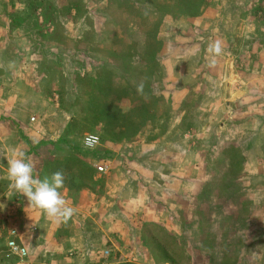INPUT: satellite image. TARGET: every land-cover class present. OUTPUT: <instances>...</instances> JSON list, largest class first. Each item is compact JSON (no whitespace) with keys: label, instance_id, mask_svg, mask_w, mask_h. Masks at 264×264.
I'll use <instances>...</instances> for the list:
<instances>
[{"label":"crops","instance_id":"crops-1","mask_svg":"<svg viewBox=\"0 0 264 264\" xmlns=\"http://www.w3.org/2000/svg\"><path fill=\"white\" fill-rule=\"evenodd\" d=\"M190 4L186 6L189 10H179L178 15L168 8L160 7V15L156 8L146 9L152 14L153 21L156 19L154 16L159 18L151 26L155 30L153 45L158 46L155 49L156 61L163 71L162 76L172 70V61H179L175 69L179 73L172 75L175 74L181 81L185 79L186 84H179L180 80L175 79L171 89H168L171 93L188 94L190 85L197 83L201 84L200 92L214 94L213 103L204 104L202 99L194 106L199 113L207 111L204 120L198 122L199 126H213L217 114L228 117L218 122L219 133L214 134L207 145H196L193 153L189 152L188 141L195 136L185 132L174 137L169 132L165 134L169 142L165 147L167 150L158 148L152 154L162 162L163 172L167 165L179 179L170 177L165 182H159L158 166L145 167L143 161H134V176L126 179V156L123 165L118 166L119 173H114L112 169H118L108 165L106 155H97L99 144L97 148H89L81 138L77 142L68 139L63 132L68 124L66 119H58L59 127L55 126L53 132H49L42 126L43 118L36 120L29 116L30 119H23V115L16 113L13 99L4 94H21L22 100L17 99L15 107L24 110L31 93L38 96L40 104L50 102L49 98H45L47 91L24 85L18 87L9 82L8 70L0 73L3 74L0 80V264H17L20 260L18 250L9 248L10 240L15 242L17 249L25 248V260L29 264H174L168 259L157 263L158 256L151 254L154 253L153 245H148L143 239L144 228L148 223L161 225L165 234L184 248L176 232L168 228L175 226L174 229L180 231L184 215L186 219L195 220L193 216L197 214L199 237L221 238V231L225 229L222 230L220 224L226 219L221 209L222 201L218 202L215 194L210 195L214 189L221 187H216L211 178H204V172H210L208 160L211 157L215 156V160L222 164L230 162L231 159L226 160V154L232 148L238 149L243 158L242 173L250 176L254 170L262 172V180L256 184L244 181L245 190L250 188L252 194L259 187L264 190V0H197L194 9ZM217 40L221 42L222 53L213 57L208 50L205 51V47ZM146 44L142 41V46ZM174 44L182 46L176 56L170 51V46L172 48ZM27 54H22L23 61L29 59ZM213 58L215 64L210 63ZM226 62H230L229 66L223 69ZM30 64L27 67L32 71L34 66ZM214 69H218L215 72L217 77L210 79ZM222 73L227 78L223 80L225 88L216 82L222 79ZM226 91L230 92L228 102L223 100ZM255 93L262 95V101L255 103ZM50 98L57 106L56 98ZM223 103L225 107H222ZM57 115L60 114L54 112V121ZM15 128L17 131H13ZM175 137H179L176 144L170 141H175ZM176 145L181 149L177 150ZM13 148L26 153L34 164L37 177L50 176L57 171L64 174L61 192L68 205L75 209L71 218L61 222L49 219L41 209L29 205L27 198L12 187L7 178V167ZM102 150L109 155L110 150ZM189 154L196 160V166L191 168L184 159ZM255 158L262 161L251 166ZM98 166L103 167V172L97 171ZM199 172L203 173V177ZM158 186L163 191L161 194ZM209 189L212 190L208 192ZM207 193L209 196H206ZM248 199L250 211L245 213L244 219L248 226L242 231L247 236L251 234L249 230L254 222L258 223L253 218L259 211L252 198ZM224 200L233 203L236 210L240 209L237 199L224 197ZM258 219L262 223L258 228L260 234L256 239L254 237L255 240H251L253 236L250 235L251 245L245 242L244 245L222 246L217 242H203L193 250L199 252L204 249L203 259L192 264H225L226 254H229L228 258L238 259L234 264H264V218ZM254 241L257 242L253 244ZM185 257L190 262L189 256Z\"/></svg>","mask_w":264,"mask_h":264},{"label":"rangeland","instance_id":"rangeland-1","mask_svg":"<svg viewBox=\"0 0 264 264\" xmlns=\"http://www.w3.org/2000/svg\"><path fill=\"white\" fill-rule=\"evenodd\" d=\"M196 1L0 0V73L8 70L10 74L9 82L12 81L18 87L24 85L30 88L38 87L47 91L45 98H49L50 102L40 104L38 96L35 93H31L29 102L27 101V107H25L26 109L22 110L23 108L16 109L15 107L16 100L19 98L20 101L22 100L21 94L14 92L4 95L13 99V108L20 116L23 115V119L29 116L33 117V119L37 118L36 120L43 118L44 124L42 126L46 131L50 132L55 126L56 128L59 127L60 123L57 120L61 118L62 121L65 119L68 121L67 127L63 132L64 134L66 132L69 140L77 142L81 138L83 141L86 135H93L100 140L101 133H103L101 126L91 127V120L94 119H91L92 111L90 107L91 103H93L92 96L95 91L91 80H105L107 79L106 77L113 80V78L116 79L118 77L119 87L126 88L129 92L126 91L127 94L125 96H114L112 104L117 106L121 116L133 117L136 115L134 119L131 118L134 123H132V126L130 124L131 128H129L128 132H132L133 135L122 139L110 134L107 135L103 141L98 140V143L94 146V148H97L99 144L96 150L97 155H106V159H109L108 165L117 169L118 166L123 165L124 156H126V162L124 163L126 166L124 168L127 175L126 179H128V176H134V161L139 163L143 161L145 167L157 165L158 168L156 170H158L159 182L161 180H169L170 177L171 179H179V177L175 176V172L169 170L167 165L163 172L162 162L158 161L159 159H155V154H152L158 148L167 150L165 147H167L169 142L166 140L165 134L169 132L171 137H174L185 132L195 136L194 139L191 138L188 141L189 152L193 153L196 145L198 146L199 143L207 145L209 139L214 138V134L219 133L218 122L224 121L228 116L217 114L216 123L213 126H209V128H203L201 124L199 126L198 122L204 120L207 111H200L199 113L194 106L202 102V99L205 100L204 104L213 103L214 94L200 92L202 89L201 84L197 85V83L190 85L191 88H189L188 94L176 95L168 90L171 89L175 79H178V81L181 79L175 74L174 76L172 75L178 71V69H175L179 65V61H172V70L167 71L168 75L162 76L163 71L155 58V49L158 46L157 44L153 45V42L155 43L153 40L155 30L151 27L154 22L156 24L159 18H157L158 15L154 16L156 19L154 18L155 20L153 21L152 14L147 12L146 9L150 7L156 8L160 15L161 8H168L174 11V15H178L179 10L183 12L189 10L184 3L189 4L191 2L192 9H194ZM142 41H146L147 44L142 46ZM208 47L209 45L205 47V51L208 50ZM181 49L182 46L177 44H174L172 48L170 46V51L174 53V56L176 54L179 55L181 51L178 52V50ZM22 54H27L29 59L27 58V61H23ZM152 60H154V63H150ZM29 63L34 66L32 71L28 70L27 66ZM219 63L221 64V62ZM229 63L226 62L224 66L222 65L223 69L227 68ZM215 72H218V69L211 70L210 79L217 77ZM223 73L221 75L222 81L216 80V82L218 84L221 83L222 87L225 88L223 80H227V78H225ZM2 75L0 74V80L3 77ZM112 80L109 81L112 82ZM168 80H170L169 83ZM182 83L186 84L185 79L180 80L179 84ZM140 85H142V88H138ZM211 86L213 85L211 84ZM130 90L137 92L136 97L132 96L133 93ZM148 92H151L152 96ZM253 95L255 103L262 101L260 93ZM216 96L218 95L216 94ZM50 97L56 98L57 106L53 105ZM229 97L230 92L226 91V98L223 100L228 102ZM101 101L104 102L103 99ZM225 106L226 104L223 103L222 107ZM149 107L153 108V112L149 111ZM55 108L58 111H54ZM145 109H148V111H144ZM255 109L260 111L259 107L255 106ZM54 112L60 114L59 116L57 115L55 121L53 120ZM212 120L210 117V121ZM31 122L34 121L32 120ZM13 131H17L16 128ZM175 138H177L174 139L175 141H170L176 144V140L179 137ZM184 146H186V143ZM174 147L177 150L181 149L178 145ZM103 148L110 150L109 155L102 152ZM233 149L228 150L226 160L235 159V164H230L231 161H225L222 164L215 160V156L211 157L208 160L210 172H204L206 175H204V178H211L216 183V187H221V190L214 189V193H210V195L215 194L217 196L218 202L222 201L223 204L226 202L224 197H230L234 200L242 201V203H247L246 205L249 206L250 199L248 198H252V201L259 206V211L255 214L257 217L253 218L258 223L254 222L250 227L251 230H249L251 232L250 235L253 236L250 239L253 240L254 237L256 239L258 234H260L258 228L262 223L258 218H264V190L262 191L259 187L252 194L249 187H247L249 188L248 191L245 190L244 181L250 180L256 184V182L262 180V172L254 170L250 176H246L248 174L244 172L242 173L243 158L241 159L238 149L235 148V152H233ZM123 150H126V153L121 154ZM184 159L190 168L196 166V160L192 158V155ZM173 161H175L174 158ZM261 161L260 158L253 159L251 166ZM119 170L112 169L114 173ZM199 174L202 176L203 173L199 172ZM114 191L117 192L118 190L115 189ZM131 191L132 193L134 192L133 189ZM158 192L159 194L163 192L160 186H158ZM206 196H209V193ZM236 209L235 207H228L223 211L226 219L222 222L224 225L222 230H227L226 224H229V215H232V221L237 219L239 222L238 216L242 215L241 209ZM193 217H195V220L192 218L186 219L184 215V220L180 221L182 223L180 231L175 230V226L168 228L171 232H176L180 245L184 246L182 249L184 254L186 253L185 256L187 255L190 258L189 262L185 257V262L181 264H188V262L192 264L193 261L196 263L203 259L204 249L199 252H193L195 246L199 247L203 242H211V244L215 242L221 244L222 242L219 237L216 240V236L209 238L199 237L197 214ZM132 226L134 227L135 225L132 223ZM144 230V241L148 245H153L154 253L151 254L158 256L157 263H162V242L171 244L172 241L162 236L161 232L151 225L144 228ZM241 235L243 236L240 237L239 243L241 244L239 245L245 244V242L251 245L249 241L250 235H245L242 230L240 231ZM157 237L161 242L156 241ZM154 240L156 243L153 242ZM256 242L254 241L253 244ZM176 244L178 243L176 242Z\"/></svg>","mask_w":264,"mask_h":264},{"label":"trees","instance_id":"trees-1","mask_svg":"<svg viewBox=\"0 0 264 264\" xmlns=\"http://www.w3.org/2000/svg\"><path fill=\"white\" fill-rule=\"evenodd\" d=\"M187 3V2H186ZM189 5V4H185V7ZM191 6V4H190ZM150 63H154V60H152V62ZM122 77V76H120ZM107 79H92L91 82L93 84V87L95 88V91L93 92V96H92V101L93 103H91V111H92V117L91 119H94V120H91L92 123H91V127H97V126H101V130L103 131V133H101V138L100 137V140H104L107 135H112V136H116V138L118 137L119 139H122V138H127V137H130L133 135V133H128L129 132V128L130 127V124L132 126V123H134L131 118H135V116L133 117H129V116H121L120 114V111L119 109L117 108V106H115L114 104H112V102H114L112 100V98L114 96L118 97V96H125L127 94V92H129L126 88H120L119 87V79L118 77L116 79L113 78V80L109 77H106ZM109 80H112L109 81ZM107 81V82H105ZM127 91V92H126ZM134 97H136V93L137 92H133L132 90H130ZM149 95L152 96V93L151 92H148ZM104 100V102H102L101 100ZM112 100V101H111ZM148 111V109H145L144 111ZM149 111L150 112H153V108H150L149 107ZM95 112V113H93ZM142 113V112H140ZM146 113V112H145ZM99 117V118H98ZM65 135H66V132H65ZM99 140V141H100ZM236 158V157H235ZM235 164V159L231 160L230 164ZM234 202V201H233ZM235 203V202H234ZM236 204H238L241 209V214L242 215H239L238 219H239V222L238 220H233L231 218L232 215H229L228 217L230 218L229 219V224L227 225L226 224V227H227V230L225 231H221V244L222 246H229V244H241L239 243L240 242V231L244 230L248 225H247V222H245V213L249 212L250 210V207L247 206L245 203H242V201H236ZM228 207H233V203L231 202H224L222 204V207L221 209H223V211L226 210V208ZM235 217L236 215L233 214ZM153 226V228H156L158 229L160 232H161V235L164 236L166 239H169L171 242V244H164L162 242V251L161 253L162 254V259H168L170 262L174 263V264H181V263H184L185 262V254L182 250L181 247H179L177 244H176V241L175 240H172L171 238H169L168 235L165 234V232L163 231V228L161 225H158V224H154V223H148L147 226ZM220 227L223 228L224 225L223 223L220 224ZM240 230V231H239ZM237 242H236V240ZM157 242H161V240L157 237ZM155 242V240L153 241ZM156 243V242H155ZM220 244V245H221ZM242 245H244L242 243ZM228 255L229 254H226L225 257H224V261H225V264H234L236 261H238V259H233L231 257L228 258ZM181 258H182V261H181Z\"/></svg>","mask_w":264,"mask_h":264},{"label":"clouds","instance_id":"clouds-1","mask_svg":"<svg viewBox=\"0 0 264 264\" xmlns=\"http://www.w3.org/2000/svg\"><path fill=\"white\" fill-rule=\"evenodd\" d=\"M208 52L213 57L221 55V42L217 40L210 43ZM215 62L214 58L210 60L211 64ZM138 88H142V85ZM93 141L91 136L84 138L86 147H94ZM34 171V164L26 153L13 148L7 167V178L12 187L27 198L29 205L41 209L49 219L56 222L67 221L75 214V209L68 205L61 192L65 181L64 174L57 171L40 178Z\"/></svg>","mask_w":264,"mask_h":264},{"label":"built area","instance_id":"built-area-1","mask_svg":"<svg viewBox=\"0 0 264 264\" xmlns=\"http://www.w3.org/2000/svg\"><path fill=\"white\" fill-rule=\"evenodd\" d=\"M88 136H91V137H93L94 138V141H93V143H94V146L98 143V137H95V136H93V135H86L85 137H88ZM84 137V138H85ZM83 144H84V139H83ZM85 145V144H84ZM92 148V147H91ZM97 171L98 172H103V167L102 166H98L97 167ZM11 245V246H10ZM8 246H9V248H11V249H15V250H18L17 251V256L20 258V260H19V262L17 263V264H29V262H27L26 260H25V257H26V250H25V248L24 247H18V249H17V247H16V244H15V242L13 241V240H10L9 242H8Z\"/></svg>","mask_w":264,"mask_h":264}]
</instances>
